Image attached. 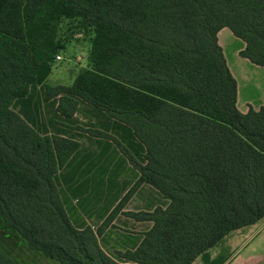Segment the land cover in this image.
Segmentation results:
<instances>
[{
	"label": "trees",
	"instance_id": "obj_1",
	"mask_svg": "<svg viewBox=\"0 0 264 264\" xmlns=\"http://www.w3.org/2000/svg\"><path fill=\"white\" fill-rule=\"evenodd\" d=\"M62 22H65L63 24ZM64 25V26H63ZM227 28L241 58L264 67V0H0L1 228L59 264H123L98 237L142 184L169 204L150 213L127 264H192L230 232L264 218V108H236V83L217 42ZM88 39V67L70 85L48 77L69 36ZM31 85L72 117L80 99L128 126L145 149L139 164L111 141L139 178L98 227L75 229L53 182L79 143L40 136L12 109ZM0 264H16L0 251Z\"/></svg>",
	"mask_w": 264,
	"mask_h": 264
},
{
	"label": "crops",
	"instance_id": "obj_2",
	"mask_svg": "<svg viewBox=\"0 0 264 264\" xmlns=\"http://www.w3.org/2000/svg\"><path fill=\"white\" fill-rule=\"evenodd\" d=\"M217 42L236 83L237 110L245 114L249 108L255 111L264 108V67L239 56L245 45L227 28L217 33ZM75 100V114L64 118L57 112L58 97L46 101L43 86L31 85L25 97L12 102L11 109L40 136L54 135L79 143L78 150L54 175L53 182L71 225L77 230L91 228L96 231L138 180L139 173L111 141L91 137L77 128L111 135L141 165L145 164V149L128 126L80 99ZM168 204V200L150 185H140L98 237L100 249L114 261L127 264L116 253L134 251L152 223L134 220L123 213H150L156 208L165 209ZM261 220L230 232L192 264H245L252 258L264 256V223L259 225ZM1 226L0 218V251L16 264H59L39 251L28 249L25 240ZM253 242L257 249L250 246ZM245 250L247 258L241 257Z\"/></svg>",
	"mask_w": 264,
	"mask_h": 264
},
{
	"label": "rangeland",
	"instance_id": "obj_3",
	"mask_svg": "<svg viewBox=\"0 0 264 264\" xmlns=\"http://www.w3.org/2000/svg\"><path fill=\"white\" fill-rule=\"evenodd\" d=\"M65 24V22H62ZM64 26V25H63ZM69 44L66 51H64L62 56V61L56 62L52 68V72L48 77V83L50 86H68L73 80L76 72L81 68L88 67V58H87V47L88 39L83 35L73 34L68 37ZM77 58L79 60L77 61ZM264 218L260 221L259 225H263ZM259 239V238H258ZM259 244V243H258ZM251 247H256V242L250 244ZM250 248V247H249ZM248 251L242 254L241 257L247 258L249 256ZM261 257V258H259ZM258 259H251L248 263L245 264H264V256H259ZM263 257V258H262Z\"/></svg>",
	"mask_w": 264,
	"mask_h": 264
},
{
	"label": "built area",
	"instance_id": "obj_4",
	"mask_svg": "<svg viewBox=\"0 0 264 264\" xmlns=\"http://www.w3.org/2000/svg\"><path fill=\"white\" fill-rule=\"evenodd\" d=\"M79 60V58H77V61ZM55 61L56 62H59V61H62V56L59 54L55 57Z\"/></svg>",
	"mask_w": 264,
	"mask_h": 264
}]
</instances>
